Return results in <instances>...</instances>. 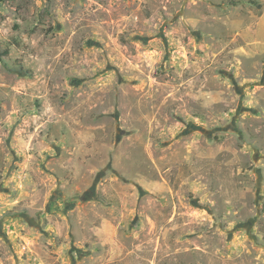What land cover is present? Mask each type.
<instances>
[{"label":"rangeland","instance_id":"rangeland-1","mask_svg":"<svg viewBox=\"0 0 264 264\" xmlns=\"http://www.w3.org/2000/svg\"><path fill=\"white\" fill-rule=\"evenodd\" d=\"M0 264H264V0H0Z\"/></svg>","mask_w":264,"mask_h":264},{"label":"trees","instance_id":"trees-1","mask_svg":"<svg viewBox=\"0 0 264 264\" xmlns=\"http://www.w3.org/2000/svg\"><path fill=\"white\" fill-rule=\"evenodd\" d=\"M7 52H8V49H7V48L1 50V51H0V57H1L2 55L7 54Z\"/></svg>","mask_w":264,"mask_h":264}]
</instances>
